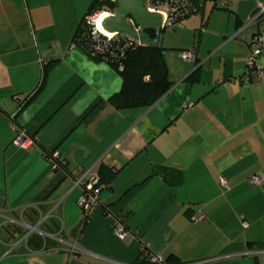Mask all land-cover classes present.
Segmentation results:
<instances>
[{"label": "crops", "instance_id": "0c3cea01", "mask_svg": "<svg viewBox=\"0 0 264 264\" xmlns=\"http://www.w3.org/2000/svg\"><path fill=\"white\" fill-rule=\"evenodd\" d=\"M92 1L0 0V264H143L142 243L164 262L264 264V80L247 68L264 0H209L200 18L165 28L172 87L125 110L109 102L119 72L73 42ZM102 167L113 178L82 226L75 181ZM118 221L136 237H118ZM33 227L37 246L23 240Z\"/></svg>", "mask_w": 264, "mask_h": 264}, {"label": "trees", "instance_id": "16d2710c", "mask_svg": "<svg viewBox=\"0 0 264 264\" xmlns=\"http://www.w3.org/2000/svg\"><path fill=\"white\" fill-rule=\"evenodd\" d=\"M209 0L201 2V0H188L189 7L184 8L178 13V17L172 19L175 22L183 23L185 20L194 17L197 13L203 14L205 4ZM117 8V3L112 0H93L84 16L80 25L78 26L73 42L81 47L93 60L97 62H108L120 74L123 84L120 92L113 95L109 102L117 110H125L131 108H148L158 102L172 87V83L168 77V67L165 60V51L160 43L154 46L136 45L127 46L121 49H114V54L117 59L110 58V55H101L94 53V43L92 41L93 33L95 31L94 25H91L88 20L89 17L97 13H111L114 14ZM173 28L177 26H172ZM153 35V33H152ZM115 48V47H114ZM54 62H50L44 66L40 84L33 95L27 98L24 102L19 103V115L21 111L30 103L34 96H36L45 86L48 74ZM15 118H14V124ZM99 186L107 184L113 178V174L102 167L99 170ZM90 219V214H85L82 221V226H85ZM124 223V221H122ZM37 238L30 240V245H39ZM144 252L141 253L143 257L142 263H149V252L147 246L142 243ZM264 247V244L262 245ZM151 264V263H150ZM165 264H180L177 259L170 257Z\"/></svg>", "mask_w": 264, "mask_h": 264}, {"label": "built area", "instance_id": "2783aa9c", "mask_svg": "<svg viewBox=\"0 0 264 264\" xmlns=\"http://www.w3.org/2000/svg\"><path fill=\"white\" fill-rule=\"evenodd\" d=\"M203 1L205 0H201V2ZM146 6L151 12L162 14L164 17V23L166 25V28H168L172 26H180L182 24L181 22H175L172 19L178 17V13L183 11L184 8H188L189 2L188 0H146ZM195 16L200 18L201 14L197 13ZM261 17H264L263 4H259V11L258 14L255 16V19L257 20ZM90 19H92V22L95 21L93 16L92 18L89 17V20ZM92 41L94 43V53L101 55H110V58L112 57V59H117V56L114 54V49H123L127 46H133L134 44L142 45L139 40H135L129 36L120 34L113 35L112 37H107L102 33L98 32L96 29L93 33ZM263 44L264 33H256L250 44V53L247 58L248 71L255 72L257 78L261 81L264 80V69L256 68V59L261 55L263 51ZM180 55L181 58L187 62H195L197 59L195 51H185L182 52ZM250 81L251 78L249 76H246L244 78L245 83H250ZM13 128L17 132L14 144H16L20 148H26L28 144L32 141L31 138L24 131L20 130L16 125H14ZM220 182L224 188H227V183L225 179H220ZM99 183V175L96 173L89 172L80 175L75 181V184L81 187L83 190V194L79 200V204L84 216L85 214H90L91 208L99 204V194L101 190ZM250 183L253 186L260 185L262 184V179L259 176L255 175L250 178ZM203 219L204 215L202 213H199L194 218L195 221H200ZM116 233L121 239H129L136 237V234L130 232L122 221H118L116 226ZM33 234H36L39 238L44 237V233L39 231L38 227L30 228V232L23 239L25 243H27V245L30 241L29 238ZM18 244L19 242L16 245ZM73 251V253L78 251L76 243L73 246ZM143 252L144 247L142 246L141 253ZM148 260L151 264H165V262L158 256H149Z\"/></svg>", "mask_w": 264, "mask_h": 264}, {"label": "water", "instance_id": "95a60500", "mask_svg": "<svg viewBox=\"0 0 264 264\" xmlns=\"http://www.w3.org/2000/svg\"><path fill=\"white\" fill-rule=\"evenodd\" d=\"M113 1L117 3L115 13L102 21L106 32L129 36L139 40L143 46L159 44L161 33L166 28L162 14L151 12L146 6V0Z\"/></svg>", "mask_w": 264, "mask_h": 264}, {"label": "bare ground", "instance_id": "6f19581e", "mask_svg": "<svg viewBox=\"0 0 264 264\" xmlns=\"http://www.w3.org/2000/svg\"><path fill=\"white\" fill-rule=\"evenodd\" d=\"M109 14L107 13H102V14H98L97 18L94 21L95 24V28L98 32L102 33L103 35L107 36V37H112L113 34H109L108 32H106L103 27H102V21L108 16Z\"/></svg>", "mask_w": 264, "mask_h": 264}, {"label": "rangeland", "instance_id": "374dc122", "mask_svg": "<svg viewBox=\"0 0 264 264\" xmlns=\"http://www.w3.org/2000/svg\"><path fill=\"white\" fill-rule=\"evenodd\" d=\"M98 14H100V13L94 14V15H93V18L96 19L97 16H98ZM108 14L110 15L111 13H108ZM91 18H92V16H91ZM88 20H89V19H88ZM89 21H90L91 25H94V27H95V24H94V22H92V19H90ZM95 29H96V28H95ZM40 228H41V227H40Z\"/></svg>", "mask_w": 264, "mask_h": 264}]
</instances>
